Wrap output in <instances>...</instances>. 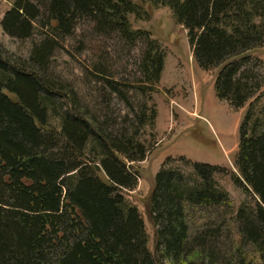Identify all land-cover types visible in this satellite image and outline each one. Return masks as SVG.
<instances>
[{"label":"trees","instance_id":"16d2710c","mask_svg":"<svg viewBox=\"0 0 264 264\" xmlns=\"http://www.w3.org/2000/svg\"><path fill=\"white\" fill-rule=\"evenodd\" d=\"M160 6L187 31L199 68L215 72L217 98L236 111L248 105L233 179L255 196L251 209H239L240 238L264 264V63L254 58L264 50V0H13L1 23L4 32L23 41L34 38L38 27L39 40L27 59L0 50V264H162L159 251L163 260L190 264L187 254L198 241L206 263H217L215 244L199 236L190 240L185 207L231 203L216 179L223 168L181 158L192 170L185 177L168 167L175 159L166 160L146 205L155 254L138 208L121 195L138 187L131 164L147 159L142 132L156 125L157 107L149 104L166 60L159 41L134 28L131 17L147 21L149 8ZM84 20L131 46L146 39L142 78L128 88L145 98L148 113L133 110V121L124 119L128 128L87 116L74 89L50 71L60 41L74 36ZM92 66L96 79L129 103L122 96L127 83L114 79L103 62Z\"/></svg>","mask_w":264,"mask_h":264},{"label":"rangeland","instance_id":"374dc122","mask_svg":"<svg viewBox=\"0 0 264 264\" xmlns=\"http://www.w3.org/2000/svg\"><path fill=\"white\" fill-rule=\"evenodd\" d=\"M12 7L13 0H0V50L7 57L27 59L33 42L39 40V28L34 38L29 40L19 41L8 36L1 23ZM149 10V20H137L132 16V25L151 32L164 48L166 60L157 93L149 104L157 107L156 125H147L142 132V139L149 146L147 159L130 163L139 175L138 187L133 191L122 189L121 195L138 208L145 223L149 248L155 254V228L146 205L154 188L155 177L166 160L175 159L168 167L179 169L185 177L191 176L192 170L178 161L181 158L221 167L224 171L216 179L218 186L229 194L231 203L185 207L188 236L192 241L199 236L200 240L215 244L216 264H262L255 247L240 238L238 219L241 207L251 209L255 205V196L246 193L233 179L238 174L235 158L240 139L239 126L248 105L236 111L227 102L220 101L216 96L215 72H205L199 68L193 59L187 31L176 22L171 10L165 6ZM145 49V38L131 46L115 33H98L84 20L78 24L74 36L62 38L50 61V71L64 87L74 89L80 109L87 116H93L98 123L128 128L129 123H124L126 117L132 120L133 112L139 114L142 110L146 111L145 98H137L128 88L142 78L139 62ZM98 56L101 59L104 57V61H100ZM254 58L264 63V50L256 53ZM102 62L114 79L127 83L122 96L129 103L112 94L106 82L97 80L91 72L93 64ZM171 99L176 101L171 104ZM51 120L54 125L58 124L53 115ZM132 121L131 124L134 123ZM200 249L198 241L194 244L192 255L187 254L192 257L188 261L193 260L190 264H203L201 260L206 257L199 254ZM159 252L155 256L162 264H174L168 259L163 260Z\"/></svg>","mask_w":264,"mask_h":264},{"label":"crops","instance_id":"0c3cea01","mask_svg":"<svg viewBox=\"0 0 264 264\" xmlns=\"http://www.w3.org/2000/svg\"><path fill=\"white\" fill-rule=\"evenodd\" d=\"M176 100H174V99H171V101H170V103L172 104V103H174Z\"/></svg>","mask_w":264,"mask_h":264}]
</instances>
